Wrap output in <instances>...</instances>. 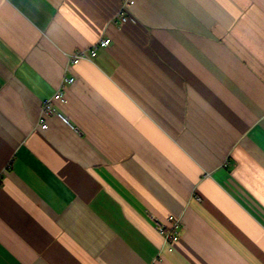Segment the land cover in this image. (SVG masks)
<instances>
[{
  "label": "crops",
  "instance_id": "obj_1",
  "mask_svg": "<svg viewBox=\"0 0 264 264\" xmlns=\"http://www.w3.org/2000/svg\"><path fill=\"white\" fill-rule=\"evenodd\" d=\"M120 1L0 0V264H264V0Z\"/></svg>",
  "mask_w": 264,
  "mask_h": 264
},
{
  "label": "built area",
  "instance_id": "obj_2",
  "mask_svg": "<svg viewBox=\"0 0 264 264\" xmlns=\"http://www.w3.org/2000/svg\"><path fill=\"white\" fill-rule=\"evenodd\" d=\"M135 0H121L117 11L113 16V22L117 25L124 24L127 21H133L134 17L131 14V8L134 5ZM109 43L108 38H100L94 42L91 46L87 48H77L73 52L67 54L68 65H73L81 59H91L96 55L97 49L99 47L106 46ZM74 81V76L67 75L63 76L60 86L52 93L51 96L46 97L41 102L40 114L37 121V126L40 128H46L47 122L45 121L43 114L46 112H53L63 121L72 126L68 118L59 111L57 107L58 102H63L65 100L64 87L67 84H71ZM199 199V197H197ZM155 222L156 228L164 236V239L168 242L176 241L180 234L179 228L181 227V218L172 214L166 217V222L159 221L154 216H151ZM156 262V258H153L150 264Z\"/></svg>",
  "mask_w": 264,
  "mask_h": 264
}]
</instances>
